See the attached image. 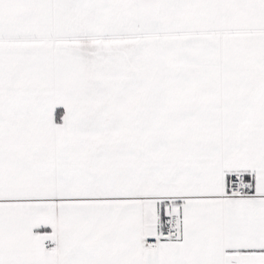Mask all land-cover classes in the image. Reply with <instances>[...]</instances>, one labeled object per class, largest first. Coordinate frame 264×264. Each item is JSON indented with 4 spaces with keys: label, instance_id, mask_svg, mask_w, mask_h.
Returning a JSON list of instances; mask_svg holds the SVG:
<instances>
[{
    "label": "snow or ice",
    "instance_id": "obj_1",
    "mask_svg": "<svg viewBox=\"0 0 264 264\" xmlns=\"http://www.w3.org/2000/svg\"><path fill=\"white\" fill-rule=\"evenodd\" d=\"M0 264H264V0H0Z\"/></svg>",
    "mask_w": 264,
    "mask_h": 264
}]
</instances>
